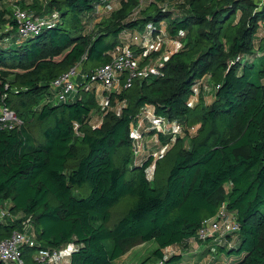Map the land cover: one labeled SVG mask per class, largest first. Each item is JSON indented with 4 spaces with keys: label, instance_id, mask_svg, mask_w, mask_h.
Masks as SVG:
<instances>
[{
    "label": "trees",
    "instance_id": "1",
    "mask_svg": "<svg viewBox=\"0 0 264 264\" xmlns=\"http://www.w3.org/2000/svg\"><path fill=\"white\" fill-rule=\"evenodd\" d=\"M5 1L0 104L25 123L20 130L0 129V204L10 200L11 211L22 214L0 224V240L24 231L30 219L37 245L24 249L27 264L36 250L69 243L75 246L69 264H118L132 247L152 240L159 264H173L183 256L165 249L187 246L202 221L225 206L240 229L222 237L217 252L236 254L235 264H264V5L119 0L112 7L111 0H48V23L19 41ZM21 5L43 9L39 0ZM99 5L109 14L101 20ZM148 26L150 39L183 45L156 73L103 92L108 103L100 125L91 123L96 92L84 85L73 99L39 108L52 96L53 80L76 65L90 75L110 61L127 31ZM132 47L143 56L141 65L161 55L144 56L143 46ZM200 81L201 90L214 85V100L192 106L189 97ZM149 107L187 130L198 129L190 146L182 136L159 133L160 146L136 163L131 128ZM150 259L143 264H155Z\"/></svg>",
    "mask_w": 264,
    "mask_h": 264
},
{
    "label": "built area",
    "instance_id": "2",
    "mask_svg": "<svg viewBox=\"0 0 264 264\" xmlns=\"http://www.w3.org/2000/svg\"><path fill=\"white\" fill-rule=\"evenodd\" d=\"M152 0H142V5L145 2ZM260 6L264 5V0H256ZM104 9L99 5L97 10ZM139 14V10L135 12ZM17 22V37L19 40L28 38L32 34H37L48 23V19H43L35 16L27 9L18 8L13 14ZM53 15L51 18H56ZM164 30L162 35H164ZM150 26L142 31L132 30L125 33V43L111 53L110 61L96 67L90 75L84 73L79 65L72 67L64 72L51 83V94L53 98L59 102H66L74 98L78 89L84 85L85 90L94 89L96 95L100 92L119 90L122 86L127 88L132 86L137 79H144L151 73H156L158 67L166 57H158L154 63L141 65L140 58L132 45L142 44L145 48V55L155 51L153 41L149 38ZM169 40V39H168ZM173 46L170 54L180 49L183 43L179 39L169 40ZM260 55V54H258ZM246 56H237V60H246ZM205 85V81H200L196 87L194 97L201 90L200 86ZM219 85H217V88ZM99 95V94H98ZM106 97V96H104ZM107 98V97H106ZM108 102V101H107ZM190 104V103H189ZM191 105V104H190ZM24 120L12 108L0 104V129L11 131L20 130L24 125ZM184 127L180 124L170 122L168 119L158 116L153 108H148L141 112L136 123H133L131 128V136L134 140V155L135 162L140 163L144 157V135L155 131V138L158 140V134H174L180 135L184 132ZM198 126L188 128L190 132H196ZM157 136V137H156ZM165 149L160 153H164ZM158 156V153H156ZM152 169L149 172V177L152 176ZM12 203L10 200H5L0 204V224H7L9 221H15L21 218L22 214H14L11 211ZM24 231H15L10 237L0 240V264H27L24 256L26 247H35L36 233L33 229L30 219H26ZM240 229L237 215L235 212L229 213L227 208L223 206L218 215L214 218L204 219L195 236L190 239L193 241H206L209 238L218 240L226 234L235 232ZM231 245V243H229ZM75 246L69 243L66 246L55 249H39L32 255V264H69V259L74 251ZM167 254V253H166ZM170 255V254H167ZM159 263H162L160 261Z\"/></svg>",
    "mask_w": 264,
    "mask_h": 264
},
{
    "label": "rangeland",
    "instance_id": "3",
    "mask_svg": "<svg viewBox=\"0 0 264 264\" xmlns=\"http://www.w3.org/2000/svg\"><path fill=\"white\" fill-rule=\"evenodd\" d=\"M22 0H6L4 2L5 7L9 10L8 17H13L14 11L18 8H22L21 5ZM35 0H27V3L34 2ZM118 2V1H117ZM116 2V4H117ZM148 2H145V6L148 5ZM48 0H39V4L43 5V9L36 11H31L35 16L46 19L48 14L44 12L47 6ZM119 6V4H117ZM39 11V12H38ZM264 33L261 32V35ZM21 41V40H19ZM166 39L159 38L153 42V47L155 51H161L163 57L168 56V52L173 50V46L168 42V45L164 44ZM140 57V55H139ZM151 60V63H154L155 60ZM140 60V59H139ZM258 61V60H256ZM81 68V66L79 65ZM53 96V95H52ZM105 95L100 92L99 93V104L98 107L94 110L91 123L93 125H100L103 120V115L107 107V98L104 97ZM201 100H203L206 104H210L214 100V85L211 82L207 83V86L203 90H199L195 97H189V103L192 106H196ZM51 101V102H59L57 99L50 97L41 100L39 104V108L43 106L44 103ZM196 132H190L186 128L184 132L179 136H182L183 142L185 146H190L193 137L195 136ZM148 136L152 134L146 133ZM145 134V135H146ZM154 136V134H152ZM148 136H145L144 140L142 141L144 144V152H147L151 148H157L160 146L159 141L156 140L154 136V141L148 142ZM157 137V136H156ZM157 143V144H155ZM148 146V147H146ZM168 148V147H167ZM218 240H206V241H193L190 242L187 246H170L165 249L167 254H181L183 259L179 262H175L173 264H235L238 262L240 258L237 257L236 254H232L229 256L226 253H219L217 252L218 248ZM158 247V244L155 240L148 241L145 243H138L134 247H132L126 255H124L119 261L118 264H143L148 258H151L149 263L159 264V260L153 257L154 250Z\"/></svg>",
    "mask_w": 264,
    "mask_h": 264
},
{
    "label": "crops",
    "instance_id": "4",
    "mask_svg": "<svg viewBox=\"0 0 264 264\" xmlns=\"http://www.w3.org/2000/svg\"><path fill=\"white\" fill-rule=\"evenodd\" d=\"M111 1H113L112 2V4H113V6L112 7H116L117 6V4H119V0H111ZM118 1V2H117ZM116 2H117V4H116ZM99 17H98V20H101V19H103L104 17H106V16H108L109 14H108V12L107 11H104V9H102V10H100V12H99ZM107 14V15H106ZM264 28V27H263ZM262 28V29H263ZM140 31H142V30H140ZM152 39V41L153 42H155L156 41V39H159V38H151ZM165 39V38H164ZM167 41H169L168 39H166V42H164V44H166V45H168V42ZM136 46H138V47H141L142 46V44H136ZM172 51V50H171ZM171 51H169L168 52V54H170V52ZM138 57H139V55H138ZM159 57H163L162 56V54L159 56ZM167 57V56H166ZM140 63L142 62V60L144 59L143 58V56L142 55H140ZM151 60H152V58L150 59V62H151ZM150 64V63H149ZM82 70V69H81ZM103 93V92H102ZM99 94V93H98ZM97 94V98L99 99V95ZM195 97V96H194ZM145 136H148L147 134L146 135H144V138H145ZM147 141L148 142H153L154 141V136L151 134L150 136H148V139H147ZM146 147H148V146H146Z\"/></svg>",
    "mask_w": 264,
    "mask_h": 264
}]
</instances>
